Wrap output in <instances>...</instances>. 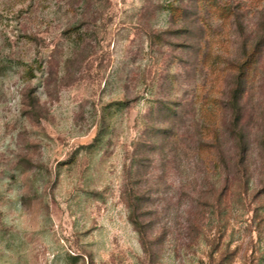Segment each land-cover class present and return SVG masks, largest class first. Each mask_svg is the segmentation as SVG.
<instances>
[{
	"label": "rangeland",
	"instance_id": "1",
	"mask_svg": "<svg viewBox=\"0 0 264 264\" xmlns=\"http://www.w3.org/2000/svg\"><path fill=\"white\" fill-rule=\"evenodd\" d=\"M0 264H264V0H0Z\"/></svg>",
	"mask_w": 264,
	"mask_h": 264
},
{
	"label": "trees",
	"instance_id": "2",
	"mask_svg": "<svg viewBox=\"0 0 264 264\" xmlns=\"http://www.w3.org/2000/svg\"><path fill=\"white\" fill-rule=\"evenodd\" d=\"M133 191L130 189L128 193H123L124 199L126 200V205L129 208L130 214H129V220L134 225V228L136 231L140 234L142 241H143V232L141 231L143 228V223L139 220L138 215L135 212V209H137L136 204L133 203L134 198L136 199V195H133ZM138 201H140L139 198H137ZM134 208V209H133Z\"/></svg>",
	"mask_w": 264,
	"mask_h": 264
}]
</instances>
